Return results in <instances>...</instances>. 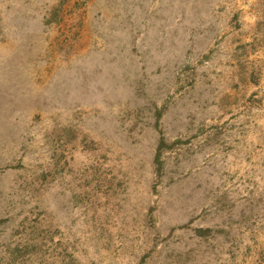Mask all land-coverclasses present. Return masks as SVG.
<instances>
[{"label": "rangeland", "instance_id": "rangeland-1", "mask_svg": "<svg viewBox=\"0 0 264 264\" xmlns=\"http://www.w3.org/2000/svg\"><path fill=\"white\" fill-rule=\"evenodd\" d=\"M36 249L264 264V0H0V264Z\"/></svg>", "mask_w": 264, "mask_h": 264}, {"label": "trees", "instance_id": "trees-1", "mask_svg": "<svg viewBox=\"0 0 264 264\" xmlns=\"http://www.w3.org/2000/svg\"><path fill=\"white\" fill-rule=\"evenodd\" d=\"M166 143H165V140L161 143V145H160V147H159V149H158V152H157V157H156V161H157V166H158V171L160 172L161 171V169H162V166H163V163H162V160H161V157H162V149H163V145H165ZM151 213L153 214V208H152V210H151ZM52 230L54 231V233L56 232V230L54 229V228H48V229H46V230H42L37 236H36V241H41L42 243H44V244H48V245H53V239H52V236H50V234H47L46 232L47 231H51L52 232ZM198 231H205V229H203V228H198L197 229ZM45 231V232H44ZM206 231H210L209 229L208 230H206ZM29 232V231H28ZM43 232H44V234H43ZM25 233H27V230L24 228V230L22 231V235L23 234H25ZM36 251H37V249L36 250H34V252H33V255H34V259H35V263L34 264H40L41 262H39V258H37V256H36V254H34V253H36ZM37 252H39V251H37ZM152 253L153 252H151V251H149V252H147L144 256H143V258H142V261L140 262V264H148V262H149V258L152 256ZM31 257H29L28 259H30Z\"/></svg>", "mask_w": 264, "mask_h": 264}]
</instances>
